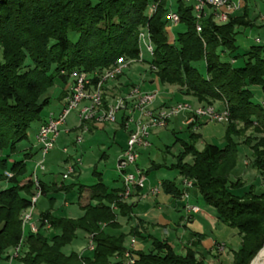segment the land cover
Here are the masks:
<instances>
[{
	"label": "trees",
	"instance_id": "1",
	"mask_svg": "<svg viewBox=\"0 0 264 264\" xmlns=\"http://www.w3.org/2000/svg\"><path fill=\"white\" fill-rule=\"evenodd\" d=\"M151 3H157V8L148 17ZM168 10L166 0H0V256L24 239L26 247L14 264H124L125 239L134 237L150 242L147 250L133 249L134 264H206L191 248L177 254L166 241L144 236L137 224L127 233L120 231L119 216L134 221L132 205L119 197L121 188H108L97 172L98 180L90 186H45L39 180L41 196L49 200H53L51 187L52 192L65 194L75 188L78 202L87 190L88 201L79 204V218L41 213L37 233L21 230V213L30 208L35 189L32 174H26V160L11 159L18 145L28 140L31 125L39 122V128L45 122L42 112L50 103L43 98L45 92L56 78L66 84L71 72L86 73L96 83L116 61L136 59L138 33L147 30L154 51L143 65L161 84L178 87L183 97L203 106L219 102L228 111L223 147L205 144L198 150L200 135L193 131L195 121L186 128L187 140L176 138L182 151L175 162L152 167L175 170L182 180H191L204 203L214 209L217 221L237 230L240 245L233 251L231 264H249L259 250L252 264L262 262L264 191H258L254 184L242 191L244 182L238 178L232 181L231 175L238 162L239 139L249 148L250 167L264 174V106L254 102L249 90L258 86L264 95V45L255 43L238 53L237 28L253 27L246 11L223 25L207 17L197 33L191 8L179 2L174 11L184 30L170 42L165 29ZM238 59L242 65L235 67ZM200 62L203 74L197 68ZM123 77L124 72L104 85V106L108 97L135 85ZM89 126L91 131L95 128ZM249 129L251 133L245 137L244 131ZM160 185L166 194L181 197L174 182ZM77 232L89 236L93 249L86 248L79 255L65 253L64 248L77 240Z\"/></svg>",
	"mask_w": 264,
	"mask_h": 264
},
{
	"label": "rangeland",
	"instance_id": "2",
	"mask_svg": "<svg viewBox=\"0 0 264 264\" xmlns=\"http://www.w3.org/2000/svg\"><path fill=\"white\" fill-rule=\"evenodd\" d=\"M245 2L246 8L248 10L247 18L250 21H256L255 19L259 17L260 14H264V0H255V2L253 0H245ZM169 6L172 10H174L176 7L175 0H170ZM237 15L242 16L243 12L241 11ZM255 24L256 26H258L260 24V21L255 22ZM183 30V25L178 24L173 28L172 31L176 34L177 32H182ZM235 40L236 45L238 46V53L247 50L252 44L255 43L264 45V27H238ZM144 58H147V56H144ZM223 60H227V57H223ZM241 65L242 61L240 59L236 60L234 66L240 67ZM197 68L199 69L200 73H204L203 62H200L197 65ZM123 72V80H128L129 83L131 82L139 85L142 92H157L158 99L161 101H165L166 105L171 106L177 103L197 105V102L192 98L183 97L180 93H177V95H173L174 92H171V89L178 90V87L172 86L173 88H170L169 86L162 85L159 78L155 74L151 73L143 64L132 63ZM151 81L152 83H150ZM67 83H69L68 80ZM64 86L65 83L59 78H56L53 84L52 92L55 90V95L57 96L59 92L64 88ZM249 90L253 94L254 102L261 103L263 101L264 95L260 87L250 86ZM49 91L50 88L45 92L44 96L47 95ZM213 106L216 110L219 111H223L224 109L223 105L219 102H214ZM47 109L48 108H45L44 112H47ZM76 114V111L71 112V114L67 118L66 124L61 128V132L56 140L54 147L44 158V170H40V172L38 173L39 177H41L43 181L50 185L53 183H56L57 185L61 183L67 185L76 183L90 186L97 182L98 178L96 175H94V172H98L101 173V179L105 186L110 189H120L121 183L120 181H116V178L118 177V173L116 170V161L120 155L118 148L119 143L117 139L114 140L111 135V131H118L120 129H118L116 125L107 124L104 129L95 130L93 135H90L88 133L81 134L80 131L71 132L69 135H65L64 131L71 129L75 125ZM43 116L44 115H42V117ZM183 117L184 115L180 114L177 117L172 118L165 128H158L150 131V146L139 151L137 165L140 169L146 172L150 171L151 165L169 166L175 162V156H177L182 151L181 144L176 140V138L184 140V136L181 133L182 131H184V129L180 125V122L184 120ZM38 126L39 122H35L31 125L30 131L28 133V140L23 141L22 143H36L34 134L36 130H38ZM93 127L97 128L96 126ZM237 128L241 129V126L238 125ZM173 131L177 133L176 136L173 134ZM225 131L226 123H216L209 121L203 123L202 127L198 131L200 140L199 142H197L196 148L198 150H201L205 144H214L223 147ZM250 133V129L245 130V137L249 136ZM77 135H81L82 143L80 144V146H78L77 149H75L71 143L75 140ZM121 135L122 134L120 133L118 136ZM242 140L243 139L238 140L240 142L237 158L238 162L235 169L233 170V174L231 175V180L234 181L238 178L242 182H244L245 186L243 187L242 191H245L249 184H254L258 191H264V174L260 175L250 167L251 159L249 158V148L241 143ZM64 146L67 147L66 153L62 151ZM243 148L245 149V151L243 150ZM166 150L168 152H166ZM103 153L106 154V158L101 159L100 156H102ZM68 157H71L73 159L79 158L81 160V164L78 168L79 172L77 173V175L71 176L64 181L62 179V174L66 173V170L68 168L69 162L66 161ZM38 159H36L35 161L26 162L25 168L27 175L32 174L35 169V164L40 161L41 157H38ZM190 159L191 158L188 157L186 161L189 162ZM70 163H72V159ZM151 173L152 177L150 179L153 180L152 187H157L158 184L163 181H170L178 184L182 180V178L175 170L160 168L151 171ZM148 182L149 181L146 182V185H148ZM50 188L51 187H49V196L53 197V200H49L47 197L41 196L37 200L32 210L27 209L21 213V230H23V232L24 228L28 227V225H23V218L29 212H31L32 217L31 223L35 222L36 220L34 215L39 216L41 213L46 212L50 213V215L54 218L66 217L70 219H76L77 217H79V215H81L82 212L79 203H81L82 205L87 203L89 195L87 190L84 191L81 197V201H79L78 203L77 195L74 191L75 188L74 190H72V192L67 194L60 191L52 192ZM239 193L242 194L243 192L241 193L240 191ZM165 194L166 193L160 187L159 194L157 196H163ZM188 204L189 206L199 207L200 209L210 207L204 203L201 197H197V199L191 197V200L190 202H188ZM210 208L214 211L212 207ZM117 219L120 223V226L122 225L121 228H123V230L127 233L131 225L133 224V221L127 222L126 217H124V219ZM28 229L29 228H27V230ZM45 229L47 230L48 227L45 226ZM205 229V234L207 236H210L212 238L215 237L220 244L225 246L223 252H221V250H218L220 247L217 246L218 249L214 252L213 257L211 255H206V264H231L233 251L237 250L240 245V236L238 235L237 230L220 222L217 223L215 228L205 226ZM47 232H49V229ZM29 233H31L30 230ZM76 234L80 235L81 243L80 241H77L76 243L72 242L71 245H68L64 248L65 253L66 251L68 252L70 250L71 252V250H74V252L79 255V253L87 248L89 236L84 235L81 232H77ZM130 239L129 237L125 239L126 246L129 245ZM21 241L22 242L18 246L7 249L3 252V255L0 256V264H14L15 260H18L23 252L22 248L24 247L25 249L26 247L25 240L22 239ZM147 249L148 246L146 247V250Z\"/></svg>",
	"mask_w": 264,
	"mask_h": 264
},
{
	"label": "built area",
	"instance_id": "3",
	"mask_svg": "<svg viewBox=\"0 0 264 264\" xmlns=\"http://www.w3.org/2000/svg\"><path fill=\"white\" fill-rule=\"evenodd\" d=\"M169 5L170 0H166ZM176 4L182 3L189 6L192 10L196 21V32H201V21L210 17L214 24L223 25L228 22L229 18L234 16L235 12L240 9V0H175ZM157 3H151L147 9V16L150 17L156 10ZM167 26L166 32L179 24V17L169 6L166 14ZM138 56L132 60H118L108 69H106L99 77L96 83L92 82V77L86 73L71 72L66 83V95L64 104L55 116H49L46 121L40 125L35 135L36 145L40 152V161L35 164L32 172L31 180L34 185L35 194L31 198L30 210L34 208L37 200L41 197L40 182L36 175L37 171L44 170V158L54 147L57 138L61 132V128L66 124L67 118L71 112L76 111V128L81 134L87 133L88 124H92L99 129L108 125H120L126 134L125 146L122 149L117 161L116 170L121 183L119 197L122 201H128L135 196H156L159 194V184L157 187H150L145 194L141 191L145 187L146 174L137 166L139 151L148 148L149 134L153 129L165 128L169 121L180 114L186 116L185 123L187 125L194 123L198 119H206L209 122L226 123L228 121V111L224 107L223 111L216 110L213 105H188L177 103L171 106H161L156 109L151 108V104L155 100L156 92H142L140 86L135 84L125 92L115 94L108 97L106 106L103 105V88L106 82L113 81L123 74V71L132 63L143 64L144 56L151 58L153 56V45L147 30L138 33ZM65 75V72H61ZM264 106V99L261 102ZM64 133H68L64 131ZM82 143L81 135H77L74 144L79 146ZM64 153L67 148H63ZM81 160L79 158L72 159L69 162L66 173L62 174L65 181L71 175L76 173ZM7 177H11L8 172ZM183 190L181 198H187V190L193 187L191 180L184 179L182 181ZM114 209V206H112ZM187 212L197 213L199 208L186 205L184 207ZM31 212L27 213L23 218V225H28L32 234L37 233L39 220L31 223ZM48 227V225L46 224ZM135 238H131L126 251L123 254L124 264H134L131 256L134 249ZM219 249H223V245H219ZM88 250L93 249L91 241L88 242Z\"/></svg>",
	"mask_w": 264,
	"mask_h": 264
},
{
	"label": "crops",
	"instance_id": "4",
	"mask_svg": "<svg viewBox=\"0 0 264 264\" xmlns=\"http://www.w3.org/2000/svg\"><path fill=\"white\" fill-rule=\"evenodd\" d=\"M253 1L255 2V0H253ZM245 3H246L245 0H240L241 7L239 10H237L235 12L234 17L240 16L237 14H239L241 11L242 12H244V11L248 12ZM255 20L256 21H252L253 27H257V28L264 27V14L263 13H262V15L260 14L259 17H257ZM257 21H260V24L258 26H256V24H255V22H257ZM172 30H173V28L170 30L169 34H167L170 42L173 41L174 35H175V33H173ZM241 53L242 52H240V54ZM150 83H152V81ZM165 86H169V85H165ZM169 87L173 88L172 86H169ZM52 89H53V86L50 88V91L48 92V94L43 96V98H48L50 101L49 105L46 107V108H48L47 112H44V111L42 112V115H44L43 119L45 121L49 116H55V115L59 114V112L61 111V109L63 107L64 97L66 95V91H65L66 84L57 96L55 95L56 91L54 90L52 92ZM171 92H174L173 95H177V93H179L178 90H174V89H171ZM199 105H201V104L197 103V105H194V106H199ZM161 106H169V105H166L165 101L159 100L158 99V93H157L155 100L151 104V108L156 109V108H159ZM183 119L184 120H182L180 122V125L182 126L184 131H182L181 133L184 136L183 139L187 140L188 132L185 130H187L186 128L188 125L185 123L186 116H184ZM205 122H208V121L206 119L196 120V122L194 124L195 126L193 127V131L195 133H198L199 129L202 127L203 123H205ZM75 125H76V121H75ZM75 125L71 129L65 130L68 133H64V134L69 135L71 132L79 131L75 127ZM88 127H89V130L87 133L90 135H93L94 131L99 129V128H94L91 131L90 130L91 127L89 126V124H88ZM102 129H104V128H102ZM122 131H123L122 129H120L118 131H116V130L111 131V135H112L113 139L114 140L117 139V141L119 143V145H118L119 153H121L122 149L124 148L125 139H126V134ZM36 133H37V130H36L34 135H36ZM120 133L122 135L118 136ZM73 147L75 149L78 148V146H73ZM17 148H18L17 149L18 152L16 155H14L12 157L11 160H26V162H27V161H35L36 159H38V157L40 158V152H39V149H38L36 143L35 144L34 143H20ZM63 148H67V147L64 146ZM243 150L245 151L244 148H243ZM100 158L101 159L106 158V154L103 153L102 156H100ZM151 167H152V165L150 166V171L145 172L146 182L147 181H149V182L147 183L148 185H146V183H145V187L141 191V194H145L147 189L152 187L153 180L150 179L152 177L151 171L157 170V169H154L153 168L154 166L152 168ZM39 172L40 171H38L36 173L39 180L43 184H45V186H50V184L46 183L45 181H43V179L41 177H39V175H38ZM78 172H79V170L77 171V173ZM77 173H75L71 176H75V175H77ZM98 174L101 176V173H98ZM116 181L117 182L120 181L119 177L116 178ZM182 181L183 180H181V182L178 184L174 182L181 192L183 190ZM187 194H188L187 198H184V199L181 197L179 199H175L169 194H165L163 196H160V195L157 196L156 195L157 197L156 196L144 197V196H140V195L132 197L130 200H128V203H130L132 205L131 216L133 217V220H134L132 222L133 223L132 225L137 224L139 229L143 232L144 236H151V237H154L158 240L166 241L168 243V245L177 254H181V255L184 254L185 250H187L188 248L195 250L197 253V256L202 258L204 260V262L206 263L207 261L205 260V256L211 255L213 257V254L218 249L220 243L215 237L212 238V237L207 236L205 234V232H206L205 226L215 228L218 221L216 219L214 211L211 210L210 207H205V208H201V209L199 207H197V208H199V212H197V213L187 212V210L184 207L186 205H189L188 202H190L191 197H194L195 199H197V197H201L197 188L194 185L191 189L187 190ZM65 205H66V203H65ZM81 215H82V213H81ZM81 215H79V217ZM177 215H178V218H177ZM34 216L36 219L35 221H37L39 216L38 215H34ZM79 217H77V218H79ZM118 218L124 219V217H120V216ZM117 221H118V219H117ZM201 226H203V227H201ZM27 228H29V227H27ZM27 228L26 227L24 228V234L29 233V229L27 230ZM120 231L125 232L123 230V228H121ZM201 234H203V237H201ZM130 238L131 237H129V239ZM77 241H80V243H81L80 235L77 236V240L74 243H76ZM149 243L150 242L148 239H145L144 241L136 240L135 244H134V249L143 248L144 250H146L147 246L149 249V247H150ZM224 249H225V246H223V249H218V250H221V252H223ZM71 251H74V250H71ZM84 251H82L79 254H83ZM68 252H70V250ZM68 252L66 251V253H68Z\"/></svg>",
	"mask_w": 264,
	"mask_h": 264
},
{
	"label": "water",
	"instance_id": "5",
	"mask_svg": "<svg viewBox=\"0 0 264 264\" xmlns=\"http://www.w3.org/2000/svg\"><path fill=\"white\" fill-rule=\"evenodd\" d=\"M259 251H260V250H259ZM259 251L256 253V255L254 256V258L251 260L250 264H252V263H253V261H254L255 257L258 255Z\"/></svg>",
	"mask_w": 264,
	"mask_h": 264
},
{
	"label": "bare ground",
	"instance_id": "6",
	"mask_svg": "<svg viewBox=\"0 0 264 264\" xmlns=\"http://www.w3.org/2000/svg\"><path fill=\"white\" fill-rule=\"evenodd\" d=\"M256 259V258H255ZM254 259V260H255ZM259 264H264V256H262V262L261 263H259Z\"/></svg>",
	"mask_w": 264,
	"mask_h": 264
}]
</instances>
